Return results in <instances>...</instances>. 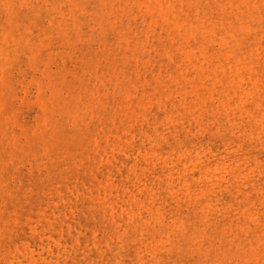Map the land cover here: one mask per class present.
<instances>
[{
  "label": "rangeland",
  "instance_id": "rangeland-1",
  "mask_svg": "<svg viewBox=\"0 0 264 264\" xmlns=\"http://www.w3.org/2000/svg\"><path fill=\"white\" fill-rule=\"evenodd\" d=\"M0 264H264V0H0Z\"/></svg>",
  "mask_w": 264,
  "mask_h": 264
}]
</instances>
